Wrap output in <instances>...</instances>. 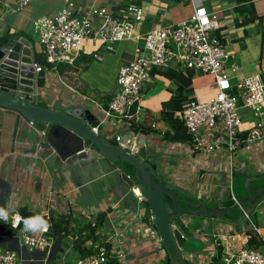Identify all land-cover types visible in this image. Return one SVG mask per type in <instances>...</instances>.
<instances>
[{
  "label": "crops",
  "instance_id": "0c3cea01",
  "mask_svg": "<svg viewBox=\"0 0 264 264\" xmlns=\"http://www.w3.org/2000/svg\"><path fill=\"white\" fill-rule=\"evenodd\" d=\"M65 1L31 0L29 6L14 13L12 21L7 23L6 13H9L11 1L0 0V39L8 34L24 36L32 43L34 53H41L39 47L33 46L32 21L56 13ZM67 1L82 10L104 6L115 17H121L127 6L138 5L144 10V17L134 26L132 37L114 43L112 49L106 50V46L98 41L87 40L73 65L59 63L53 66L52 73H48L49 87L45 90L50 104H79L90 108L101 123L97 132L106 137L119 135L125 130L144 134L147 159L149 164L156 165V173H160L158 179L172 186L175 193L177 190L191 195L201 202L200 206H214L223 199L219 198L221 195L227 199L231 192L238 203L264 186V139L241 144L234 157L235 171L231 177L223 154H203L191 149L185 125L177 113L189 102H204L217 94L218 88L210 74L197 73L183 65L178 69L175 61L166 68L153 67L149 75L152 77L148 83L150 86L146 84L143 90L147 93L144 95L142 91L141 109L130 118L121 119V123L104 116V110L118 90V70L132 60L137 48L142 47L144 34L161 25L184 20L194 7L200 5L219 21V39L230 54L224 64V74L231 84L253 73L260 74L264 83V0ZM3 9L6 13L2 12ZM241 118L245 122V133L256 118L245 109H241ZM40 139V127L19 112L0 106V208L6 211L8 204L9 212L47 215L50 219L60 215L70 218L71 232L67 236L52 238L42 262L22 257L23 262L72 264L68 263V256H74L75 260L80 258L74 247L75 240L87 235V224L94 222L99 213L106 212L105 221L95 231L96 239L85 241L87 248L95 245L109 247L119 264H167V253L160 239H155L156 233L139 227V216L149 218L150 215L147 216L145 206L134 190L121 180L117 165L98 157L84 162L83 167L69 170L67 161L57 159L53 162L46 157ZM234 183L237 184L235 189ZM259 196L239 209L238 218L233 223H239L245 217L243 212L252 211L256 221L250 218L247 223L251 227L244 233L255 236L260 242V236L264 237V195ZM43 203L46 209L38 210ZM174 222L181 229L176 231L174 228V233L182 252L185 251L179 243L193 238V232L198 233L205 222L212 223L183 216ZM252 225L259 234L252 230ZM104 227L105 238L101 236ZM109 228L115 230L110 235L107 234ZM5 238H8L7 242ZM15 239L13 232H0V248L17 250L10 247ZM212 244H207L206 251H202L201 264H217L218 249L216 251ZM52 248L58 249V255L48 258ZM119 252L121 256L117 255ZM186 256L188 262L194 264L188 253Z\"/></svg>",
  "mask_w": 264,
  "mask_h": 264
},
{
  "label": "built area",
  "instance_id": "2783aa9c",
  "mask_svg": "<svg viewBox=\"0 0 264 264\" xmlns=\"http://www.w3.org/2000/svg\"><path fill=\"white\" fill-rule=\"evenodd\" d=\"M8 1H11V6L7 7L10 14L31 4V0ZM143 17L144 10L138 5L127 6L121 17H114L104 6L82 10L66 0L56 13L32 21L33 37L52 66L59 63L73 65L85 41H98L110 50L114 43L132 37L134 26ZM219 29L217 17L200 5L178 23L147 31L142 47L137 48L131 61L119 68L116 78L118 90L104 110V116L130 118L141 109L142 91L153 67L166 68L175 61L178 69L183 65L195 72L210 74L218 88L217 94L204 102H189L177 117L185 125L192 151L223 154L231 177L235 171L234 157L241 144L264 139V83L260 74L253 73L231 84L224 74V64L230 54L219 39ZM34 67L36 71L41 70L37 62H34ZM241 109L248 110L256 118L245 133ZM93 130L97 131V128ZM116 138L118 140L119 135ZM229 181L231 188V179ZM230 195L236 203L232 192ZM136 196L141 199L139 193ZM16 214L10 215L9 225L21 233L22 247L30 252H47L52 243L49 217L41 216L47 225H40V230L25 231L24 221L40 216L18 213L21 219L14 221ZM243 215L247 216L246 212ZM14 222L16 227L12 226ZM252 230L259 234L253 225ZM145 231L152 232L147 228ZM249 239L250 236L244 232L220 231L214 234L213 242L221 263L264 264V237L260 236L258 247H251ZM94 247L93 253L78 258L73 264H108V256L113 253L102 245ZM117 255L122 254L119 252ZM22 261L17 250L0 248V264H20Z\"/></svg>",
  "mask_w": 264,
  "mask_h": 264
},
{
  "label": "water",
  "instance_id": "95a60500",
  "mask_svg": "<svg viewBox=\"0 0 264 264\" xmlns=\"http://www.w3.org/2000/svg\"><path fill=\"white\" fill-rule=\"evenodd\" d=\"M48 77L44 69L35 70L33 47L24 36H2L0 39V106L19 112L41 130L40 147L50 160L67 161L69 170L83 167L84 162L104 157L118 166L121 180L129 189L137 188L141 204H147L151 217L149 223L155 229L167 256L168 264H191L186 252L179 248L174 222L179 216H211L223 219L227 213L249 204L264 195V186L235 203L231 195L214 206L196 205L184 209L172 186L158 179L156 165L149 164L145 136L134 130L106 137L93 132L101 124L90 108L79 104L52 105L47 101ZM59 104V103H58ZM259 196V197H260ZM167 198V199H166ZM229 222L234 220L225 219Z\"/></svg>",
  "mask_w": 264,
  "mask_h": 264
},
{
  "label": "rangeland",
  "instance_id": "374dc122",
  "mask_svg": "<svg viewBox=\"0 0 264 264\" xmlns=\"http://www.w3.org/2000/svg\"><path fill=\"white\" fill-rule=\"evenodd\" d=\"M2 12L6 13L4 11V9L2 10ZM6 15H7L6 16L7 17V23L11 22L12 21L11 18H13V14H10V13L7 14L6 13ZM36 40L37 39L34 36V39H32L33 46H34V48H37V49L39 47V50H40V46H37ZM34 54L35 53L33 51V57L35 59ZM180 66H182V65H180ZM44 67H46V69H44V70L46 72V76L48 77V73H52V71H51L50 68H47L46 65H44ZM197 73L204 74L201 71H199ZM151 79H152V77H150L149 80L146 81L147 86H150V84H148V83L151 82ZM143 93L145 95L147 92L143 91ZM110 119H112L114 122L121 123L122 122L121 119L124 120L125 118H122V117H119V116H111ZM203 154H206V153H203ZM156 174H158L159 177H160V173L157 172ZM234 186H235L234 187V189H235L237 187V184L234 183ZM176 192H177V190H176ZM192 199L195 201V203H194L195 205H198L199 203H201V202H199L198 200H196L194 198H192ZM8 206L9 205L7 204V206H6V211L7 212H9V209H8L9 207ZM45 209H46V204H44V203L40 206V208L38 207V210H45ZM238 211H239V209H236V210H233V211L227 213V215H225L223 219H215V218H213L211 216H197V217H194V218H198V219L199 218L200 219H204L205 221H212V223L210 225L207 222H205L203 224V226L201 227V229H198V233L193 232L194 233L193 238L189 237V238L183 240L184 242H182V244L179 243L180 245H182V248L184 249V251L190 255V258L193 260L192 262L194 264H201L202 259H203L202 251H206V245L207 244L213 245L212 244V243H214L213 239L212 238L210 239V237L212 235H214V234H216V233H218L220 231H226V230H233L232 232H236V233H242V232L249 231V229L251 227L250 224L247 223L249 221V219L251 218L252 220L256 221L255 215L252 213V211H250L248 213L249 216L247 214V216L243 217L239 223L237 222L235 224L233 222H229V221L225 220V219H230V220H234L235 221L238 218V214H239ZM11 214H12V212L10 211L8 219L6 221L8 223H9V218H10ZM146 214H147V216H148V214L150 215V213H147V212H146ZM82 222H83V220H82ZM88 224H90V223H88ZM215 224H216V226H213ZM138 225L141 228L144 227V229H143L144 231H145V228H147L148 230H151L153 234L155 232V229L149 223V218H144L143 215L139 216ZM242 230H245V231H242ZM101 231H102V228H101ZM114 231L115 230H113L112 228H109L107 234L110 235ZM0 232H6V233L13 232L15 234V237H17V239H15V241L11 242L10 247L16 248L18 250V252H20L22 257L29 258V259H34V261H36L37 263L42 262V259L44 260V258H46V255H47L46 251H43V252H30L26 248H23L22 245H21L22 244L21 233L18 230L12 229V231H11L10 229H0ZM105 235H106V229L104 227V234H101V236H104V238H105L106 237ZM154 235L156 236L155 239L157 240L159 237L156 234H154ZM7 240H8V238L4 239L5 242H7ZM214 246H215V244H214ZM215 250L217 251V247H216ZM58 252H59L58 249L52 248L48 258H51L54 254L58 255ZM66 259H67L68 263H72V262L74 263L76 261L74 256H68ZM216 262H217V264H222L221 263V259L219 257V253H216ZM20 264H27V263L22 261Z\"/></svg>",
  "mask_w": 264,
  "mask_h": 264
},
{
  "label": "trees",
  "instance_id": "16d2710c",
  "mask_svg": "<svg viewBox=\"0 0 264 264\" xmlns=\"http://www.w3.org/2000/svg\"><path fill=\"white\" fill-rule=\"evenodd\" d=\"M118 17V16H117ZM35 61L38 63V65L42 68V69H46V67H44V65L47 66V68L52 69L53 66L52 64L48 63L44 57V55L42 53H35ZM191 71V70H190ZM187 139H189V136L187 135ZM177 198L180 201V205L182 206V208L184 209H195L196 205L194 204L195 201L192 199L193 197L187 193L181 194V193H177ZM167 199V198H166ZM145 206V210L147 213H149V208L147 206V204L144 205ZM22 215L25 216H32L34 214L25 212ZM43 216V215H41ZM45 216V215H44ZM43 216V217H44ZM149 216V214H148ZM105 217H106V212H101L96 216V219L94 222L90 223L92 224V226L90 224H87L88 227H86L88 234L87 235H81L80 237L78 236V238L75 240L74 243V247L76 249V251L79 253L80 257H84L87 256L91 253H93L95 251V248H87L85 246V241L89 238H92L93 240L96 239L97 235H95V231L98 229V227H100L103 222L105 221ZM49 223H50V230H51V237L52 238H56L58 236H67L70 232H71V228H69V224H70V218L68 217V215H60L58 218L56 219H49ZM69 223V224H68ZM0 229H10L12 231V228L7 224V222L0 218ZM91 229V230H89ZM250 239H249V245L251 247H258L260 245L259 241H257L255 236L250 235ZM107 250H109V247H106ZM108 264H119L118 260L116 257L114 256H108ZM169 263L168 259H167V264ZM53 264V263H51Z\"/></svg>",
  "mask_w": 264,
  "mask_h": 264
},
{
  "label": "clouds",
  "instance_id": "9594fccd",
  "mask_svg": "<svg viewBox=\"0 0 264 264\" xmlns=\"http://www.w3.org/2000/svg\"><path fill=\"white\" fill-rule=\"evenodd\" d=\"M115 17V16H114ZM42 69V68H41ZM139 111V110H138ZM133 114H135V113H133ZM132 114V115H133ZM93 130V129H92ZM93 132H97V131H94L93 130ZM132 189V188H131ZM134 190V194L136 195V192H135V190H137L138 191V189L136 188H134L133 189ZM139 193V192H138ZM142 199V198H141ZM140 199V200H141ZM12 213H17L16 214V216L13 218L14 219V221H16V220H19V219H21L20 217H19V214H21V213H19L18 214V212H12ZM8 216H9V212H7V211H5L3 208H0V218H2V219H4L5 221H7V219H8ZM36 216V215H35ZM150 217H151V215H150ZM149 217V218H150ZM50 219V218H49ZM7 224L9 225V223L7 222ZM24 224H25V228H24V230L25 231H38V230H40V228H39V226L40 225H47V221H45V220H43V217H29V218H27L25 221H24ZM10 226V225H9ZM13 227H16V223L14 222L13 223V225H12ZM11 227V226H10ZM44 230L45 231H47V228L46 227H44ZM105 248H106V246H104ZM93 248H95V247H93ZM108 252H111L110 250H108ZM20 253V252H19ZM109 256H113V255H109ZM85 257V256H84ZM81 258V257H80Z\"/></svg>",
  "mask_w": 264,
  "mask_h": 264
},
{
  "label": "bare ground",
  "instance_id": "6f19581e",
  "mask_svg": "<svg viewBox=\"0 0 264 264\" xmlns=\"http://www.w3.org/2000/svg\"><path fill=\"white\" fill-rule=\"evenodd\" d=\"M136 189V188H135ZM135 192H136V194H138V191L137 190H135Z\"/></svg>",
  "mask_w": 264,
  "mask_h": 264
}]
</instances>
